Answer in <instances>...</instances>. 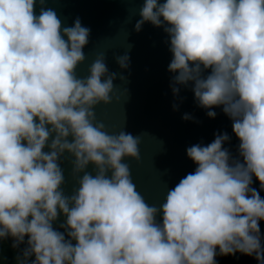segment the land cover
Instances as JSON below:
<instances>
[{
  "label": "clouds",
  "instance_id": "9594fccd",
  "mask_svg": "<svg viewBox=\"0 0 264 264\" xmlns=\"http://www.w3.org/2000/svg\"><path fill=\"white\" fill-rule=\"evenodd\" d=\"M35 3L0 0V239L13 237L15 248L29 237L21 264L32 255V264H216L217 248L264 264V198L251 186L254 176L264 190V0H145L140 9L135 29L164 27L174 84L192 82L202 108L222 106L243 158L230 163L226 133L187 148L198 166L160 208L123 162L140 160L139 137L96 122L93 109L111 102L117 74L98 56L86 77L76 75L90 29L79 18L62 29L55 11L37 16ZM117 63L127 68L129 57ZM65 152L73 176L83 173L70 197L61 190ZM60 213L67 240L52 226Z\"/></svg>",
  "mask_w": 264,
  "mask_h": 264
},
{
  "label": "water",
  "instance_id": "95a60500",
  "mask_svg": "<svg viewBox=\"0 0 264 264\" xmlns=\"http://www.w3.org/2000/svg\"><path fill=\"white\" fill-rule=\"evenodd\" d=\"M145 0H36L35 14L39 16L41 8L56 12L61 28L71 27L79 18L81 25L90 29L89 42L84 47L85 61L78 65L76 75L86 77L91 63L104 56L109 73H116L111 102H103L94 107L96 122L104 124V130L115 135L121 131L139 137L140 160L125 157L129 165L133 183L145 201L157 208L165 202L167 192L189 173H194L196 165L188 156L187 148L200 144L207 146L217 135L227 134L223 148L230 154V163L243 162L239 155L240 140L233 132V121L223 112L222 106L206 109L199 106L195 98L194 84H174L177 73L169 71L173 59L170 51V37L164 27H156L145 22L139 31L135 29L141 16L139 11ZM160 3L166 0H159ZM167 26V25H165ZM67 40V37H64ZM127 55L129 65L121 68L117 57ZM211 69L204 70L206 77ZM121 76L124 79H121ZM173 87L179 88L173 93ZM214 111V118L207 115ZM185 115L190 119H184ZM50 127V126H49ZM54 135V134H53ZM71 140V137L68 138ZM51 142V138L49 143ZM45 152L50 148L45 147ZM67 152L60 157L59 165L63 170L64 183L61 190L65 196H72L78 189L79 176L72 173V160ZM87 172L95 176V166L89 164ZM110 175V173H109ZM252 187L264 198L259 181L253 176ZM162 211L156 220L162 223ZM67 217L60 213L53 221V228L67 236ZM261 245L264 248V220L259 222ZM28 236L24 242L13 247L15 240L8 236L0 239V264H21L23 252L28 247ZM73 245L76 241L72 240ZM216 264H259L255 255L248 256L240 252L234 255H221L217 248ZM19 257V259H18ZM35 255L27 258L25 264H32Z\"/></svg>",
  "mask_w": 264,
  "mask_h": 264
}]
</instances>
